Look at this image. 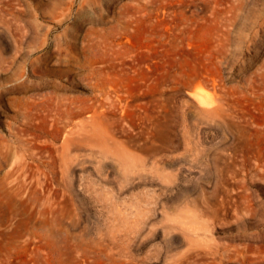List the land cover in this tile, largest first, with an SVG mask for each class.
<instances>
[{"label": "rangeland", "instance_id": "1", "mask_svg": "<svg viewBox=\"0 0 264 264\" xmlns=\"http://www.w3.org/2000/svg\"><path fill=\"white\" fill-rule=\"evenodd\" d=\"M0 264H264V0H0Z\"/></svg>", "mask_w": 264, "mask_h": 264}, {"label": "bare ground", "instance_id": "2", "mask_svg": "<svg viewBox=\"0 0 264 264\" xmlns=\"http://www.w3.org/2000/svg\"><path fill=\"white\" fill-rule=\"evenodd\" d=\"M104 43L105 42H103V40L101 41V43H100V49H101V51H103V48L105 47V45H104ZM111 43H110V45H109V49L111 48ZM111 103V102H110ZM209 111V110H208ZM207 113V112H206ZM212 113V112H211ZM208 114V113H207ZM214 114V113H213ZM215 115V114H214ZM209 116V115H208ZM217 117H218V115H216ZM216 117V118H217ZM213 118V117H212ZM106 119V117H105V113H101L100 114V116H99V128L101 129V131L102 132H105L106 133V131H107V128L105 127V124H104V122L106 121L105 120ZM112 120V119H111ZM100 137V136H99ZM101 138L103 139V137L101 136ZM105 139H107V137H105ZM107 140H109V139H107ZM111 140V139H110ZM109 140V141H110ZM109 141H107V142H109ZM103 144V143H102ZM101 144V145H102ZM109 144V143H108ZM99 146H100V144H99ZM106 146V145H105ZM104 145H102V146H100L98 149H99V155H100V157L101 158H105L109 153H108V151L106 150V147H105ZM144 146V145H143ZM113 149V148H112ZM110 150V149H109ZM113 152H115V151H111L110 153H113ZM114 154V153H113ZM115 155V154H114ZM117 155V154H116ZM109 156V155H108ZM110 157V156H109ZM111 157H113L112 155H111ZM106 159V158H105ZM114 159V158H113ZM99 161V160H98ZM106 162V161H105Z\"/></svg>", "mask_w": 264, "mask_h": 264}]
</instances>
